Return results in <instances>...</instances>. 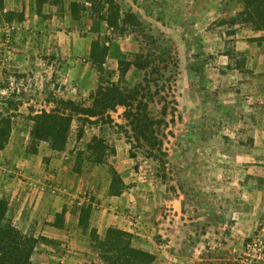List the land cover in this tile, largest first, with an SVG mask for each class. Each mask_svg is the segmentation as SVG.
<instances>
[{
  "label": "rangeland",
  "instance_id": "374dc122",
  "mask_svg": "<svg viewBox=\"0 0 264 264\" xmlns=\"http://www.w3.org/2000/svg\"><path fill=\"white\" fill-rule=\"evenodd\" d=\"M113 1L0 0V199L32 262L264 264V27L241 0ZM109 82L140 89L149 141L124 105L86 113ZM43 112L65 140L33 138Z\"/></svg>",
  "mask_w": 264,
  "mask_h": 264
},
{
  "label": "trees",
  "instance_id": "16d2710c",
  "mask_svg": "<svg viewBox=\"0 0 264 264\" xmlns=\"http://www.w3.org/2000/svg\"><path fill=\"white\" fill-rule=\"evenodd\" d=\"M104 6L117 9L113 0H104ZM245 5V10L241 12L240 16L244 20H251L258 27H264V0H241ZM107 4V5H106ZM115 5V6H114ZM245 15V17L243 16ZM129 18H132V14H127ZM117 15L115 14L113 22H116ZM149 56H145L142 59V54L137 53L135 60L131 62L137 69H146L148 74L157 73L159 68H165L166 63H163V56L159 58L162 63L159 67L158 64L152 65L148 60ZM154 60V57L151 58ZM159 60V61H160ZM128 70V65H121L119 67L120 76H124ZM146 87H149L150 81L145 78ZM140 89L138 87H133L129 89L127 93H123L115 82H109L107 85L98 86L94 93L91 94L93 100V106L85 108L90 115L92 109H97L101 112L106 109H114L117 104L125 106L126 117L131 118L132 129L141 135L145 140L149 141L150 134H153V129L155 120L144 112L147 103L142 102L138 94ZM136 101V103H133ZM59 103L63 104V109L68 107L72 108L76 105V102L70 99L58 100ZM143 109V112H141ZM35 120L34 127L32 128L33 138L48 140L50 142H55L56 140H65L67 132L69 130V125L71 118L66 116H59L56 113H46L43 112L33 118ZM81 133V131H80ZM155 143V142H154ZM108 235L114 237L120 236L118 230L110 229L107 231ZM123 234V233H121ZM36 238L33 235L24 234L19 232L14 228L13 224L7 215V203L5 200L0 199V264H34L31 260V255L34 250V245ZM131 256L139 261H152L153 255L149 252L140 249H130Z\"/></svg>",
  "mask_w": 264,
  "mask_h": 264
},
{
  "label": "built area",
  "instance_id": "2783aa9c",
  "mask_svg": "<svg viewBox=\"0 0 264 264\" xmlns=\"http://www.w3.org/2000/svg\"><path fill=\"white\" fill-rule=\"evenodd\" d=\"M257 245H258L257 241H256L255 239H253V240L251 241V243L248 244V248H249V249H251V248H252V249H255Z\"/></svg>",
  "mask_w": 264,
  "mask_h": 264
},
{
  "label": "crops",
  "instance_id": "0c3cea01",
  "mask_svg": "<svg viewBox=\"0 0 264 264\" xmlns=\"http://www.w3.org/2000/svg\"><path fill=\"white\" fill-rule=\"evenodd\" d=\"M264 189V188H263ZM51 228H53V230L55 229V230H57L56 228H54V227H51ZM54 233H57L56 231L54 232Z\"/></svg>",
  "mask_w": 264,
  "mask_h": 264
}]
</instances>
